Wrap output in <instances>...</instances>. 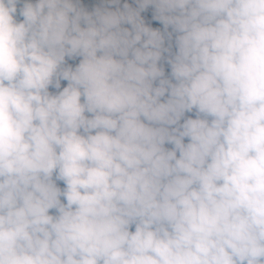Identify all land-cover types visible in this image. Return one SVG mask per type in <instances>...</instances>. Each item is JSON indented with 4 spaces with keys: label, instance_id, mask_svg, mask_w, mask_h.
I'll list each match as a JSON object with an SVG mask.
<instances>
[{
    "label": "clouds",
    "instance_id": "obj_1",
    "mask_svg": "<svg viewBox=\"0 0 264 264\" xmlns=\"http://www.w3.org/2000/svg\"><path fill=\"white\" fill-rule=\"evenodd\" d=\"M20 3L0 0V264H264V0Z\"/></svg>",
    "mask_w": 264,
    "mask_h": 264
},
{
    "label": "trees",
    "instance_id": "obj_2",
    "mask_svg": "<svg viewBox=\"0 0 264 264\" xmlns=\"http://www.w3.org/2000/svg\"><path fill=\"white\" fill-rule=\"evenodd\" d=\"M127 0H120V4L117 6H122L124 5V3H126ZM96 3V7H112L113 5H106L104 3V0H81V5L83 7H85L87 10L92 11L95 7H93L92 5ZM23 6V0H21V3L17 5V14H16V19L19 21L20 19H22V17L19 15V9ZM136 7V6H134ZM154 13V7L153 6H149V8L142 12L141 15L142 17H144L145 22L148 23L150 26L152 27H159L161 28V30H163V25L161 23H159L158 21H154L152 20V15ZM125 27H131L130 25H125ZM165 66V71L166 74H168L170 72V68L167 64L164 65ZM59 183V182H58ZM60 186L63 187V184L60 183Z\"/></svg>",
    "mask_w": 264,
    "mask_h": 264
},
{
    "label": "rangeland",
    "instance_id": "obj_3",
    "mask_svg": "<svg viewBox=\"0 0 264 264\" xmlns=\"http://www.w3.org/2000/svg\"><path fill=\"white\" fill-rule=\"evenodd\" d=\"M126 3H128V4H129L130 6H132V7L137 6V5L135 4V0H127ZM96 5H97V4L94 3L92 6H93V7H96ZM116 7H121V8H122L123 5H122V6H117V5H113V6H112L113 9H115ZM78 62H79V59H76V60H74V61H73V60H69V61H68V63L71 64L73 67H74L75 64L78 63ZM65 84H66V82H63V81H62V87H63ZM186 115H193V116H194V113H188V114H186ZM185 142H187V140H186ZM166 146H167V147H171V145H166ZM61 184H62V183H61Z\"/></svg>",
    "mask_w": 264,
    "mask_h": 264
}]
</instances>
